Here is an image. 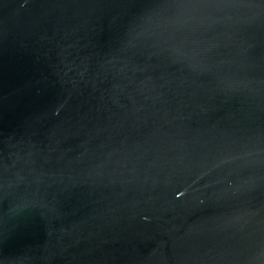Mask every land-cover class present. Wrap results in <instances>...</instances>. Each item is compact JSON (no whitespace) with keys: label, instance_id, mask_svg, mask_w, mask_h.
<instances>
[{"label":"water","instance_id":"95a60500","mask_svg":"<svg viewBox=\"0 0 264 264\" xmlns=\"http://www.w3.org/2000/svg\"><path fill=\"white\" fill-rule=\"evenodd\" d=\"M0 264H264V0H0Z\"/></svg>","mask_w":264,"mask_h":264}]
</instances>
